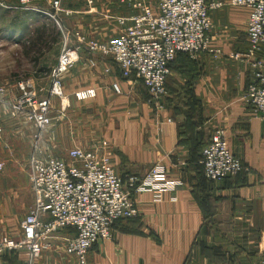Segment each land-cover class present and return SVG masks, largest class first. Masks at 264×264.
Instances as JSON below:
<instances>
[{
    "label": "crops",
    "instance_id": "obj_1",
    "mask_svg": "<svg viewBox=\"0 0 264 264\" xmlns=\"http://www.w3.org/2000/svg\"><path fill=\"white\" fill-rule=\"evenodd\" d=\"M54 1L0 0V88L10 100L18 96L19 82L31 84L38 99L51 96L52 70L58 65L65 33L78 31L88 39L106 41L120 31L117 22L107 24L106 14L119 10L118 18L134 13L127 0L121 1L125 5L121 9L93 0H61L59 11ZM248 19L249 10L242 7L225 5L213 11L210 46L222 55L205 53L193 60L179 54L171 64L167 96L159 103L151 100L140 80L124 78L110 56L83 46L79 61L62 75L64 97H52L53 112H72L79 106L91 139L76 140L69 126L55 122L46 134L52 155L67 147L95 149L110 158L119 176H144L162 165L170 179L182 184L175 193H166L161 203L154 202L151 193L135 194L138 216L117 222L112 239L90 252L89 264H220L218 256L232 264L264 261V121L255 118L245 99L253 70L232 58L249 49ZM105 30L109 36L103 37ZM88 91L93 96L78 98ZM0 119L4 125L0 190L5 188L7 194L1 241L21 236L20 223L33 203L29 157L35 126L3 106ZM218 129L225 132L231 152L245 170L213 182L199 161ZM72 235L55 234L52 247L37 264L75 263L64 249ZM17 252L1 253L0 264H26L29 252Z\"/></svg>",
    "mask_w": 264,
    "mask_h": 264
},
{
    "label": "built area",
    "instance_id": "obj_2",
    "mask_svg": "<svg viewBox=\"0 0 264 264\" xmlns=\"http://www.w3.org/2000/svg\"><path fill=\"white\" fill-rule=\"evenodd\" d=\"M155 2L151 6L145 0H127L134 13L118 17L120 31L106 41L91 40L79 32L65 33L58 65L52 70L53 87L49 98L38 99L28 82H19L15 100L4 96L5 90L0 88V106L22 114L35 126L29 157L33 205L20 223L21 236L18 239L3 237L0 254L26 249L29 252L26 264H37L42 254L52 247L50 239L59 232L69 231L73 235L65 242V253L77 264H89L90 252L100 242L112 239L117 222L138 216L135 194L151 193L154 202L161 203L166 193H175L182 185L170 179L162 165L153 166L144 176L122 177L110 158L95 149L73 147L65 157L54 156L46 150V134L55 125L52 97H64L61 77L79 61L82 46L89 52L110 56L124 78L140 80L151 100L159 103L167 96L171 64L179 54L193 60L205 53L222 55L220 49L210 46L211 13L225 5L246 8L249 10L246 32L249 49L232 58L248 63L253 70L245 99L255 118L264 121V0ZM60 6L61 0H55V11H59ZM51 17L56 19L55 15ZM73 41L77 45H73ZM113 88L120 92L118 85ZM89 96H93L92 91L78 94L81 99ZM3 132L0 119V135ZM199 164L205 177L213 182L237 176L245 170L231 152L221 129L213 133ZM2 169L0 163V171Z\"/></svg>",
    "mask_w": 264,
    "mask_h": 264
},
{
    "label": "rangeland",
    "instance_id": "obj_3",
    "mask_svg": "<svg viewBox=\"0 0 264 264\" xmlns=\"http://www.w3.org/2000/svg\"><path fill=\"white\" fill-rule=\"evenodd\" d=\"M93 1L103 2V4L105 6H110L111 4H118L117 7H119V9H121L122 6H125L121 2L122 0H93ZM147 1L150 2V3L154 2V0H147ZM110 9H111V7H110ZM118 11L119 10H116V12L113 14V16H111V13L106 14L108 16H105L104 18L107 19L106 22H107L108 25H110L112 23L116 24L117 17L115 15H118L117 14ZM112 13H113V11H112ZM119 13H120V11H119ZM117 24H118V22H117ZM118 26H119V24H118ZM75 32H78V31H75ZM101 34L102 35L104 34L103 37H106L107 35L109 36L108 30L107 31L105 30V32H102ZM94 39H96V38H94ZM262 56H263V54H262ZM72 109H74L72 112H66V113L58 112V111L53 112V117L55 118V122H57V125L61 124V125H65L66 127L69 126L68 130H69V132H71L72 137L75 138L76 140H79V141H82V140L83 141H88V140H90L91 138L86 135L87 133H85L87 131L86 129L88 127V122L85 119L81 118L82 110H80L79 106H74V107H72ZM47 145H48V138H46V140L44 142V146H45L46 150H49V148H52V146H50L48 148ZM68 149H69L68 147L65 148V150L62 149L59 153H57L54 156L65 157L66 156V152L68 151ZM0 185H3L1 173H0ZM5 200H7V194H6V189L3 188V189L0 190V218H2L4 205H5ZM32 205H33V203H32ZM7 234L8 235H13V234H11V232H9ZM56 235H58V234H56ZM60 261L62 263H64L65 260L62 258V259H60ZM216 261H217V263L220 262V264H229V262H230V264H232L231 261L228 262V260H224L223 256L222 257L218 256V259ZM73 264H77L76 261Z\"/></svg>",
    "mask_w": 264,
    "mask_h": 264
},
{
    "label": "trees",
    "instance_id": "obj_4",
    "mask_svg": "<svg viewBox=\"0 0 264 264\" xmlns=\"http://www.w3.org/2000/svg\"><path fill=\"white\" fill-rule=\"evenodd\" d=\"M205 147H206V146H205ZM205 147H204V148H205ZM204 148H203V149H204ZM203 149H202V151H203ZM201 158H202V152H201ZM201 158H200V160H201ZM199 162H200V161H199ZM202 169H203V168H202Z\"/></svg>",
    "mask_w": 264,
    "mask_h": 264
}]
</instances>
